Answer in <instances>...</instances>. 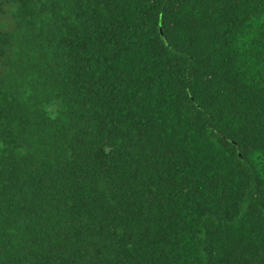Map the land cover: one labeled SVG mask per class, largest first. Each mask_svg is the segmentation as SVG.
<instances>
[{"label": "trees", "instance_id": "1", "mask_svg": "<svg viewBox=\"0 0 264 264\" xmlns=\"http://www.w3.org/2000/svg\"><path fill=\"white\" fill-rule=\"evenodd\" d=\"M0 264H264V0H0Z\"/></svg>", "mask_w": 264, "mask_h": 264}, {"label": "rangeland", "instance_id": "2", "mask_svg": "<svg viewBox=\"0 0 264 264\" xmlns=\"http://www.w3.org/2000/svg\"><path fill=\"white\" fill-rule=\"evenodd\" d=\"M11 16V7L9 5H5L3 12L0 13L1 20L6 24H10Z\"/></svg>", "mask_w": 264, "mask_h": 264}]
</instances>
